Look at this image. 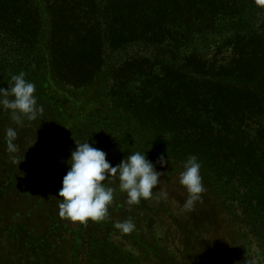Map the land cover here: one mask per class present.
Listing matches in <instances>:
<instances>
[{
    "label": "trees",
    "instance_id": "16d2710c",
    "mask_svg": "<svg viewBox=\"0 0 264 264\" xmlns=\"http://www.w3.org/2000/svg\"><path fill=\"white\" fill-rule=\"evenodd\" d=\"M1 1L0 14H3L17 0ZM18 1L31 10L29 3L33 1L35 30L41 36L37 35L32 42L30 53L21 56L29 62L22 58L0 62V85L9 86L12 75L20 72L26 76L31 74L30 77L37 74L43 87L52 94L58 72L70 78V66L59 68L55 57L60 40L50 19H55L56 14L51 13L48 0ZM92 1L99 62L78 84L90 86L91 90L98 88L107 77L118 81L111 94L113 99L106 94L113 105L108 114L105 112L104 119V125L128 139V144L123 147L116 143V148L125 153L146 152L147 159L163 156L183 166L190 156H197L202 165L203 185L214 192L240 229L237 238L242 244V256L255 248L264 261V5L257 0ZM154 15L175 18L181 39L187 43L141 32L143 21ZM188 42L193 45L187 46ZM132 47L137 49L127 59L108 64L111 53ZM53 55L55 59L51 58ZM55 69H59L56 74L50 73ZM62 92L61 96L66 99L69 92L65 89ZM51 186L48 189L56 196L50 199L55 202L61 188L54 183ZM153 198L160 205L154 207L153 201L148 204V200H142L138 205L119 202L113 206L122 217L134 223L131 233L125 234L115 227L116 223L108 224L105 220L81 224L72 248L74 255L83 249L90 260L96 254L108 264L112 261L131 264L133 259L146 255L133 251L135 255H131L100 240L84 245L85 228L82 227L88 225L94 231L95 227H108L109 233L130 236L137 245L155 255L159 264H185L166 259L153 247L168 240L160 233L161 226L151 219L140 220L150 206L151 213L163 212V197L155 193ZM181 208V203L176 206L178 215L171 217L172 227L167 231L178 234V246L194 241L201 251L203 239L189 229L194 219L188 218V226L183 225L179 219L184 220ZM54 228L61 229L58 222L40 234L28 232L27 227L19 231L26 232L32 242L36 241V246H43L48 231L53 232ZM183 231L188 232L186 237L180 234ZM220 236L215 244L220 250L222 247L228 250L235 238L230 239L223 233ZM41 248L35 251L49 253L51 250ZM235 252L222 253L221 264H233ZM78 259L75 258L74 264Z\"/></svg>",
    "mask_w": 264,
    "mask_h": 264
},
{
    "label": "rangeland",
    "instance_id": "374dc122",
    "mask_svg": "<svg viewBox=\"0 0 264 264\" xmlns=\"http://www.w3.org/2000/svg\"><path fill=\"white\" fill-rule=\"evenodd\" d=\"M48 1L52 5L51 13L56 14L55 19L52 17L50 19L55 25L52 28H56L57 37L60 40L55 57L58 59L59 68L65 65L70 66L68 69L70 78L65 77L61 71L58 72L59 69H55V72L50 71L53 75L58 72L56 76L59 83L55 79L53 93L49 94L41 80L39 81V75L26 76L28 81L35 84L38 104L43 106L42 115L35 121L25 120L22 126H17L11 118L10 111L0 107V264H58L59 261L74 264L76 257L79 258L77 264H100V261L102 264H108L102 256L96 257V254L90 260L83 249L74 255L72 248L77 233L80 232L81 223L72 222L59 215L60 200L56 199L52 202L50 197L56 195L48 188L52 187V183L62 188L63 177L70 169L68 161L71 152L76 149L75 141L89 140L93 147L107 153V160L112 166L120 164L127 155L132 154L116 148V143L123 147L128 144L125 134L119 135L114 132L115 129L104 125V119L107 118L105 112L107 111L108 114L113 105L106 94L112 98L111 94L114 93L118 81L107 77L106 81H101V84L97 85L98 88L91 90H89L90 86L85 87L84 84H78V81L95 69L99 62L96 56L98 52L93 30V1ZM0 3L2 4V1ZM29 4L32 10L23 7L18 0L11 2L10 10L8 8L0 14V62H13L21 58L25 62L30 61L21 56L26 57L30 53L32 42L37 35L40 37L41 34L35 30L36 17L33 11V1ZM179 28L175 18L154 15L143 21L140 30L145 34L161 37L167 41L187 43L181 39ZM192 45L193 42H188L187 46ZM136 49L137 47H132L113 52L107 62L108 64H119ZM55 57L51 56L52 59ZM47 62L49 68L50 63L48 60ZM7 87L0 85V88L7 89ZM63 89L69 92L66 99L61 96ZM98 118L102 120L99 122ZM8 127H13L17 131L14 141L15 152H10L7 147L6 129ZM93 141H95L94 144ZM128 147L131 149L132 146ZM148 159L161 173V183L155 193H160L165 206H162L164 210L158 215L151 213L152 211L149 210L151 206L148 207V211L144 216H140V220L151 219L154 224L161 226L160 233L168 238L166 243L153 244L157 252L162 253L168 260L173 259L185 264H221L219 256L222 253L236 250L233 264H264L255 248L251 253L242 256V244L237 238L241 233L240 229L210 188L204 186L205 191L202 195L206 198L202 197V201L196 202L194 209L188 211L184 208L188 193L179 183L180 173L184 170L183 165L164 158L168 163L161 166L160 157L151 156ZM118 184L119 181L114 180L110 185L116 191L114 202L109 208V216L105 219L108 224H117L127 219L122 217L119 210L113 209V206L119 202L127 203V196L119 190ZM56 191L58 190L55 189ZM150 201H153L154 207L160 205L156 198L149 199L148 204L151 203ZM180 203L181 209H184V220L179 219L183 225L188 226V218L193 217V225H189V229L203 239L204 244L200 246L204 249L201 251L198 250V244L194 241L184 242L183 245L178 246V234H174L171 230L167 231L172 227L171 217L178 215L175 208ZM112 210L114 212L111 214ZM17 213L21 215L15 216ZM57 222L61 229L54 228L53 232H50V229L45 236L43 246L51 249L49 253L48 251L36 252L38 247L43 246H36V241L32 242L26 232L19 231L27 227L28 232L40 234ZM82 228L88 232L87 235L85 229L82 231L85 233L84 245H92L100 240L103 244H112L131 255H135L131 251L146 254L140 259H133L131 264L160 263L155 255L137 245V242L130 236L117 233L116 236L114 233H109L108 227H95V231L88 225ZM187 233L183 231L180 234L185 236ZM221 233L228 235L230 239L232 236L235 238L228 250L225 247L220 250L214 242L221 237ZM144 237H147L146 233ZM79 243H81L80 240ZM237 244L240 245L239 248H236ZM224 249L225 251L222 252ZM96 253L98 254L99 250ZM109 264L117 263L112 261Z\"/></svg>",
    "mask_w": 264,
    "mask_h": 264
},
{
    "label": "clouds",
    "instance_id": "9594fccd",
    "mask_svg": "<svg viewBox=\"0 0 264 264\" xmlns=\"http://www.w3.org/2000/svg\"><path fill=\"white\" fill-rule=\"evenodd\" d=\"M264 5V0H257ZM36 86L26 79V73L12 75L11 84L0 88V107L10 111L12 120L17 126L24 121H35L43 113V106L38 104L35 95ZM17 131L13 127L6 129L7 147L10 152L16 151L14 143ZM76 149L71 152L70 169L63 177L59 191V215L72 222L86 224L88 221L99 222L109 216V208L114 202L116 189L111 187L118 180L119 190L127 196L129 205H138L142 200H149L161 183V173L152 161L147 159L146 152L139 151L127 155L120 164L112 166L107 160V153L93 147L89 140L76 142ZM95 141H93V144ZM159 163H168L160 157ZM179 183L187 190L188 198L184 208L194 209L196 202L202 201L205 191L201 175V163L197 156H190L184 163ZM121 232L131 233L135 225L131 220L115 225Z\"/></svg>",
    "mask_w": 264,
    "mask_h": 264
}]
</instances>
